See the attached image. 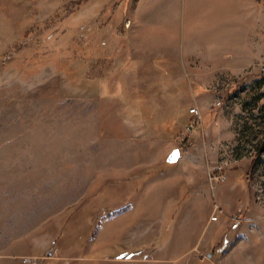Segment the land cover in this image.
<instances>
[{
    "label": "rangeland",
    "instance_id": "obj_1",
    "mask_svg": "<svg viewBox=\"0 0 264 264\" xmlns=\"http://www.w3.org/2000/svg\"><path fill=\"white\" fill-rule=\"evenodd\" d=\"M213 11L214 0H0V264L110 263L82 254L94 224L162 169L172 141L190 144L197 92L211 95L218 149L197 172L234 158V187L264 207V58L214 73Z\"/></svg>",
    "mask_w": 264,
    "mask_h": 264
},
{
    "label": "crops",
    "instance_id": "obj_2",
    "mask_svg": "<svg viewBox=\"0 0 264 264\" xmlns=\"http://www.w3.org/2000/svg\"><path fill=\"white\" fill-rule=\"evenodd\" d=\"M185 8L187 17L196 12ZM213 12L214 73L243 72L264 58V0H214ZM157 31L173 36L176 29ZM193 97L202 118L193 126L190 144L178 148L176 162H163L139 185L134 186L133 172V192L98 217L83 255L98 254L108 264H264V207L251 202L253 194L234 187L236 170L226 168L225 180L216 183L196 170L209 167L218 155L217 114L205 107L211 101L208 92ZM118 244L121 252L114 249Z\"/></svg>",
    "mask_w": 264,
    "mask_h": 264
},
{
    "label": "built area",
    "instance_id": "obj_3",
    "mask_svg": "<svg viewBox=\"0 0 264 264\" xmlns=\"http://www.w3.org/2000/svg\"><path fill=\"white\" fill-rule=\"evenodd\" d=\"M261 67H262V70L264 71V62L262 63ZM221 104L222 103L220 100H217L215 102L216 106H220ZM189 112L193 117L189 119L186 128L188 131H191L193 129V126L196 124V122L198 120H201L202 115H201V113L197 107H191L189 109ZM232 161H235L234 158H231L228 156L223 157L220 161H218V163H216L213 166V169L211 171H209L208 180L211 183H216V182L225 180L226 174H225L224 170L229 166V164Z\"/></svg>",
    "mask_w": 264,
    "mask_h": 264
},
{
    "label": "water",
    "instance_id": "obj_4",
    "mask_svg": "<svg viewBox=\"0 0 264 264\" xmlns=\"http://www.w3.org/2000/svg\"><path fill=\"white\" fill-rule=\"evenodd\" d=\"M180 158V150L178 148L173 149L167 156L166 161L168 163H174Z\"/></svg>",
    "mask_w": 264,
    "mask_h": 264
}]
</instances>
